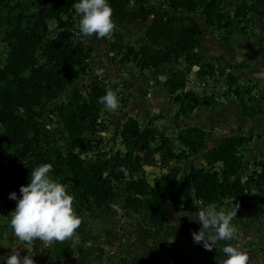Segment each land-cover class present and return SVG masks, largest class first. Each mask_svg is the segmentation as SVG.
I'll return each instance as SVG.
<instances>
[{
    "label": "trees",
    "instance_id": "trees-1",
    "mask_svg": "<svg viewBox=\"0 0 264 264\" xmlns=\"http://www.w3.org/2000/svg\"><path fill=\"white\" fill-rule=\"evenodd\" d=\"M76 2L78 0H0V19L4 25L0 30V40L7 47L4 61L0 65L2 205L8 208L10 204L16 203L9 199V194L15 192L19 198L20 187L29 183L31 171L41 164L52 165L49 174L52 177L71 181L74 198L83 203L74 207L77 215L82 210L89 211L91 206L101 211L111 208L114 195L111 181H123L121 207L133 213H139L143 204L148 208L145 222L151 226V230L139 228L140 240L158 232L179 234L180 227L164 224L172 206L187 212H197L209 204L221 205L225 192L238 199H256L264 203V160H253L251 173L244 178L239 175L242 163L240 148L250 139L240 133V126H237L234 134L221 138L212 147H206V132L201 128L180 126L174 136L184 147L180 152L167 148L172 140L163 136L155 148L164 149L165 158L182 159L201 151L207 167L192 168L187 180L161 174L154 178V183L159 186L156 188L143 176L134 175V169L141 168L149 159L150 151H146L142 145L155 141L157 132L150 125V120L141 127L134 117L128 116L122 121L119 134L130 140L122 155L116 153L110 158L111 169L109 177L105 179L103 166L93 164L83 157L95 151L102 143L97 129L98 112L102 106L99 99L111 87L107 82L95 79L82 86L83 93L77 86H73L66 101L52 109L65 132L67 144L60 150L52 151L50 157L41 154V106L53 100L65 88L69 79L86 75L91 69L87 60L90 49L80 41H75L70 29L71 13L75 11L72 4ZM219 2L167 0L166 5L172 11L200 12L207 27L217 31L218 39L222 42L231 39L232 26L241 22L237 26V33L248 39L246 29L253 26L250 11L253 4L250 0H238L230 13L221 10ZM108 3L112 8L114 24H129L138 20L144 28L137 49L124 43L109 45L121 63L135 61L142 69L156 70L161 61H175L182 57L189 66H197V76L203 74V67L208 64H201L200 56L194 52L199 45L200 28L193 18L147 8L148 0H108ZM262 3L263 0H256L257 5ZM185 20L187 23H184ZM48 22L53 25L52 33H49ZM261 25H264V20ZM220 29L222 34L219 33ZM262 41L260 36L257 44ZM211 70L212 66L208 73ZM234 77L231 73L226 74L223 95L233 96L242 115L251 118L261 106L250 103L251 88L234 85ZM161 84L176 105L173 113L175 118L192 108L216 105L217 100L212 93L199 94L186 90L185 80L180 76H166ZM50 143L55 144L53 138ZM227 244L233 246L230 241L218 242L209 251L211 258L201 260L199 264H223L227 257L222 248ZM154 247L152 240L151 250ZM85 249L78 243L73 247L72 241L54 243L47 248L49 255L56 259L71 258L74 254L82 258ZM160 249L164 255V264H181V259L171 247L162 245ZM25 255L27 251L20 254L21 258ZM33 259L35 264H43L41 259L35 256ZM118 262L127 264L123 257Z\"/></svg>",
    "mask_w": 264,
    "mask_h": 264
},
{
    "label": "rangeland",
    "instance_id": "rangeland-1",
    "mask_svg": "<svg viewBox=\"0 0 264 264\" xmlns=\"http://www.w3.org/2000/svg\"><path fill=\"white\" fill-rule=\"evenodd\" d=\"M238 0H220L221 10L231 12L233 5ZM167 0H148L147 8L168 12L182 17L189 16L194 19L200 28L199 45L194 52L200 56L201 64H208L203 67V74L196 75L197 66H189L180 57L161 61L160 65L153 68H140L135 61L121 63L119 57L115 56V50L109 45L115 43L130 44L135 49L138 48L140 37L142 36L143 24L135 20L129 24H115V29L110 37L97 39L95 36L83 37L79 32V19L75 11L71 13V31L73 38L80 41L85 47L90 49V56L87 59L91 65L90 71L77 79H69L65 88L56 97L41 106V117L39 119L40 141L39 150L43 156L50 157L51 152L62 149L67 143L65 132L58 118L53 115L52 109L60 102L66 101L68 93L73 86H77L81 92L82 88L90 80L107 82L116 92L119 107L114 112L106 111L102 105L98 112V131L102 138L99 147L90 153L83 155L93 164L101 165L104 168L105 179L109 177L111 160L116 153L122 155L125 145L130 140L127 136H121L119 129L124 116L134 117L142 127L150 120V125L156 129L155 141L142 145L146 151H150L149 159L139 169H134V175L143 176L150 185L159 188L154 183V178L161 174L175 176L187 180L192 168H206L202 160L201 151L193 156L182 159L165 158V150H156L160 139L168 136L172 141L167 148L174 152L182 150L183 145L174 139L177 129L180 126L199 125L206 132V147L212 146L223 135L228 136L237 129L235 125V112L233 111L236 100L233 96L224 97L225 76L227 73L235 74L241 68L247 67L243 75H236L234 85L241 88L250 87L252 105H260L261 109L256 111L257 117L249 125V129L258 130L249 137V141L259 144L256 151L258 154L251 155L250 143L246 142L240 148L242 157L239 175L248 176L253 170L252 162L255 159L264 160V0L261 5L256 4V0H250L253 4L250 11L253 16V26L246 29L248 39L242 38L237 33V26L231 28V39L222 42L218 39V32L212 31L205 24L200 12L192 11H172L166 5ZM149 18V17H148ZM184 23H187L185 20ZM0 19V30L3 28ZM49 33L53 32V25L48 22ZM222 34V29L219 31ZM262 36L263 41L257 44L258 38ZM245 39V40H241ZM7 47L0 40V65L3 63ZM212 70L210 73V67ZM98 69H103V75L97 76ZM180 76L185 80V89L196 93H212L216 97V105L211 107L200 106V108L183 114L181 119H175L173 113L176 105L168 104L172 102L171 97L165 92L162 81L166 76ZM238 80V82H237ZM126 101L125 103H123ZM237 102V101H236ZM231 114V115H230ZM253 115V116H255ZM230 116V117H229ZM179 117V118H180ZM260 129V130H259ZM2 131L0 127V132ZM242 133V130H241ZM53 138L55 144L51 145ZM166 148V150H168ZM144 150V151H145ZM142 152L143 149H141ZM180 152V151H179ZM217 167V166H216ZM256 168V167H255ZM257 170V169H256ZM51 176V175H50ZM52 177V176H51ZM64 184L68 193L73 196L71 181L69 179L60 180L52 177ZM113 188V198L111 204H118L122 214H117L113 208L101 211L95 206H91L89 211L82 210L78 217L82 223L77 230L79 236L78 244L85 249L83 257L74 254L71 258L56 259L49 255L47 248L40 247L37 241L33 248V255L41 259L43 264H119V258L123 257L127 264H164V255L161 246L171 247L181 259V264H199L201 260L211 258L209 251L203 248L202 244H194L192 233L198 232L201 225L192 222L190 216H181L179 222H172L176 218L177 212H185L180 207L172 206L164 224L167 226H178L179 234L168 235L162 232L156 233L150 238L140 240L139 228L151 230V226L145 222L148 208L145 204L140 208L139 213L124 210L122 205L123 181H111ZM83 205L74 198L73 207ZM218 209L231 211L238 207L237 217L232 220V225L237 229L236 236L230 242L234 247L247 253L249 264H264V203L258 200L238 199L228 192L222 195L221 205H216ZM16 203L5 208L0 201V264H6L5 258L12 252L22 250V245L17 241L11 228L9 227V214L15 210ZM152 240L155 244L151 250Z\"/></svg>",
    "mask_w": 264,
    "mask_h": 264
},
{
    "label": "clouds",
    "instance_id": "clouds-1",
    "mask_svg": "<svg viewBox=\"0 0 264 264\" xmlns=\"http://www.w3.org/2000/svg\"><path fill=\"white\" fill-rule=\"evenodd\" d=\"M72 8L80 17L78 27L83 37L102 39L112 35L115 24L108 0H78ZM96 75L102 76L103 69H98ZM99 103L109 112L119 107L117 94L111 87L106 89ZM51 171V164L37 166L29 175V183L20 187V197L15 192L9 194V199L16 201L15 210L9 214V227L27 255L21 258L19 250L12 252L5 258L6 264H35V241H40V247L44 248L66 241H72L74 247L79 241L77 230L82 221L75 213L74 198L64 184L49 175ZM110 207L118 215L122 214L118 204ZM237 210L238 207L226 212L209 204L187 215L177 212L172 222H179L181 216H190L192 222L201 225L198 232L192 233L194 244H202L205 250L212 251L218 242L235 238L237 229L231 222L237 217ZM222 252L227 257L223 264H249V256L238 247L227 244Z\"/></svg>",
    "mask_w": 264,
    "mask_h": 264
},
{
    "label": "crops",
    "instance_id": "crops-1",
    "mask_svg": "<svg viewBox=\"0 0 264 264\" xmlns=\"http://www.w3.org/2000/svg\"><path fill=\"white\" fill-rule=\"evenodd\" d=\"M241 40H245V39H242L241 38ZM246 66L244 67V68H241L239 71H237L235 74H234V76H236V75H243V73H244V70H246ZM237 82H238V80H237ZM234 103V107H233V111H231V112H235L236 113V116L234 117L235 118V125L236 124H238L237 126H240V133H241V130H242V135L243 136H246V137H252V134L254 133V132H257L258 130H254V131H251L248 127H249V125L251 124V123H253V121H255L256 120V117H257V115H255V116H252L251 118H246V117H244L243 115H242V113H241V110L239 109V107H238V103L235 101V102H233ZM168 104L169 105H171V107H172V105H173V103L172 102H168ZM198 108H200V107H196V108H192V109H190V110H186V112L184 113V114H187V112H189V111H193V110H195V109H198ZM231 115V114H230ZM126 117H128V115L127 116H124V119L126 118ZM132 117V116H131ZM230 117V116H229ZM123 119V120H124ZM176 118L174 117V120H175ZM178 120L179 119H181V117L180 118H177ZM176 119V120H177ZM122 123V122H121ZM191 126H197V127H199V128H201L202 130H203V128L201 127V126H199V125H193V124H190ZM185 126H188L187 124H185ZM237 126H236V128H237ZM153 127V126H152ZM264 127V126H263ZM154 128V127H153ZM155 129V128H154ZM156 130V129H155ZM235 130H237V129H235ZM260 130V129H259ZM236 132V131H235ZM234 132V133H235ZM233 133V134H234ZM229 135H232V133H230ZM223 137H225V135H223L222 137H220L216 142H214V144H212V146H215L216 144H217V142L221 139V138H223ZM248 143H250V149H249V151H253L254 150V152L251 154V155H253V154H258L256 151L258 150V148H259V144L257 145V144H254L252 141H249ZM212 146H209V147H212ZM200 153V152H199ZM198 154V153H197ZM202 154V153H201ZM190 156H193V155H190ZM185 159H187V158H185ZM201 168H203L204 166H200ZM36 243V242H35ZM22 249H23V246H22ZM22 251H26V250H22Z\"/></svg>",
    "mask_w": 264,
    "mask_h": 264
}]
</instances>
